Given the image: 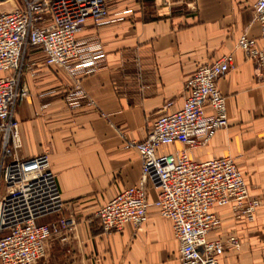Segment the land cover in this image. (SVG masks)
I'll use <instances>...</instances> for the list:
<instances>
[{
  "label": "crops",
  "instance_id": "0c3cea01",
  "mask_svg": "<svg viewBox=\"0 0 264 264\" xmlns=\"http://www.w3.org/2000/svg\"><path fill=\"white\" fill-rule=\"evenodd\" d=\"M256 0H107L101 25L87 19L76 38L97 39L104 59L81 79L85 96L71 103L77 75L45 63L29 46L19 87L26 95L15 106L17 157L47 154L63 199L60 211L38 219L60 223L32 264H180L172 223L154 205L148 189L147 220L103 232L96 211L117 192L137 183L141 159L127 141H140L164 112L180 109L185 83L201 65L233 54L234 67L217 86L226 98L228 126L189 151L195 161L230 156L249 195L260 201L253 221L236 217L229 206L214 207L220 219L208 240L236 237L241 247H225L219 264H264V75L236 48L240 35L264 48ZM0 71V76L9 74ZM209 113V110H207ZM2 133H0L1 149ZM179 141L157 153L181 149ZM7 161L10 158L6 159Z\"/></svg>",
  "mask_w": 264,
  "mask_h": 264
},
{
  "label": "built area",
  "instance_id": "2783aa9c",
  "mask_svg": "<svg viewBox=\"0 0 264 264\" xmlns=\"http://www.w3.org/2000/svg\"><path fill=\"white\" fill-rule=\"evenodd\" d=\"M107 17V0H22L19 6L0 12V71L10 72L0 76V264L34 263L45 254L46 243L59 226L72 222H38L63 207L56 174L47 154L20 158L13 144L9 146L18 131L15 106L26 95L19 87L25 52L29 46L37 47L46 64L78 76L69 96L74 103L85 96L82 77L95 72L104 59L99 40L80 41L76 34L87 19L101 25ZM252 22L258 23L264 37V0L253 4ZM236 48L264 75V48L256 46L255 37L243 33ZM234 64L233 54H227L199 66L184 85L182 107L159 115L140 141L126 142L141 159V174L137 183L114 194L96 211L103 232L145 223L148 189L154 188V205L171 221L179 243L180 264H219L217 256L225 247L240 249L234 236L208 240V233L220 223L213 208L229 206L236 217L253 221L259 199L249 195L230 156L200 162L189 157L191 149L228 126L226 98L217 82ZM177 141L183 144L181 149L157 153L159 147Z\"/></svg>",
  "mask_w": 264,
  "mask_h": 264
},
{
  "label": "rangeland",
  "instance_id": "374dc122",
  "mask_svg": "<svg viewBox=\"0 0 264 264\" xmlns=\"http://www.w3.org/2000/svg\"><path fill=\"white\" fill-rule=\"evenodd\" d=\"M22 0H5L0 2V12L13 9L21 4Z\"/></svg>",
  "mask_w": 264,
  "mask_h": 264
},
{
  "label": "water",
  "instance_id": "95a60500",
  "mask_svg": "<svg viewBox=\"0 0 264 264\" xmlns=\"http://www.w3.org/2000/svg\"><path fill=\"white\" fill-rule=\"evenodd\" d=\"M1 1H5V0H0V2H1Z\"/></svg>",
  "mask_w": 264,
  "mask_h": 264
}]
</instances>
